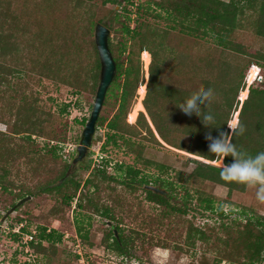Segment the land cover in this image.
I'll return each mask as SVG.
<instances>
[{"label":"trees","instance_id":"16d2710c","mask_svg":"<svg viewBox=\"0 0 264 264\" xmlns=\"http://www.w3.org/2000/svg\"><path fill=\"white\" fill-rule=\"evenodd\" d=\"M20 1L0 0V123L11 127L10 131L0 130L2 200L8 201L11 187L19 181L17 200L24 202L28 195L45 193L54 201L49 211L54 217H61L76 201V211L88 218L96 214L112 223L102 241L125 256H132L133 248L141 243L174 247L192 257L199 253L197 264H263L264 214L248 208L226 212L222 206L225 201L222 203V199L202 188V184L210 182L232 193L244 192L248 186L221 179V160L209 153L205 140L209 129L199 117L189 120L176 105L193 93L213 89L215 100L205 110L215 117L219 128L211 129L215 137L219 132L230 133L228 122L242 100L235 122L238 120L237 125H243L245 131L230 139L248 155L264 151V87H254L251 81L248 85V74L245 77L249 67H257L258 76L264 69V0ZM26 2L33 4L32 14H28ZM15 3L23 13L11 10L17 6ZM107 4L121 6L119 11L112 10L109 24L122 37L108 38L116 71L103 104L114 96L117 107L111 118L99 116L96 129H108L102 153L108 152L110 144L121 147L122 141L135 156L132 164L116 162V173H111L112 160L105 157L82 182L72 172L78 148L63 155L66 124L62 128L56 126L38 86L43 79H49L70 87L75 95L97 92L101 59L96 31L99 24L105 25L98 17V7L105 8ZM93 31L94 38H90ZM174 31L193 40L196 51L181 52L170 46L168 40ZM243 33L258 37L260 46L254 48L240 41ZM144 51L145 56L149 53L151 57L146 93L138 102L144 111L131 124L126 118L144 80ZM167 68L179 76L190 74L200 85L185 88L168 83L163 77ZM244 86L249 87L248 93ZM239 93L241 97L237 99ZM66 106L62 114L70 112V105ZM88 120L81 122L86 126ZM131 138L146 139L163 148L166 144L201 159H191L195 166L190 172L176 170L166 163L146 159L142 155L145 144ZM40 142L43 145L38 147ZM230 161V157L224 159L225 164ZM152 168L158 171L156 176L144 171ZM146 185L164 192H155ZM127 193L134 196L135 204L126 199ZM141 200L152 204L149 211L142 207ZM18 203L10 201L5 208L10 206L16 211L25 204ZM195 212L216 214L219 223L198 225L190 217ZM6 218L11 219L12 225L13 220L21 222L11 214ZM126 218L132 224L127 225L128 231ZM76 222L78 235L87 240L88 232H82L84 226L78 216ZM165 222L171 224L172 239L160 236ZM18 228L13 229L12 235L27 247V257L46 254L48 249L41 241H48L55 250L57 241L63 238L57 229L48 231L43 227L36 241L35 231L23 225ZM26 234L33 239L25 241Z\"/></svg>","mask_w":264,"mask_h":264},{"label":"rangeland","instance_id":"374dc122","mask_svg":"<svg viewBox=\"0 0 264 264\" xmlns=\"http://www.w3.org/2000/svg\"><path fill=\"white\" fill-rule=\"evenodd\" d=\"M20 2L24 1L21 0ZM26 4L28 3L26 2L25 5ZM15 5L17 6L11 8V10L16 13H23V10L20 8L21 6H18V3H15ZM32 5L33 4H31L30 6L28 4L27 6L30 9L27 10L28 14H32L34 10ZM112 10H121L120 4H107L105 8L101 9H99L98 7V17H101L104 24L110 29V37H112L113 39H117L116 37H122L121 33L118 34L117 30H113L109 27L110 20L113 17ZM98 17L95 19H98ZM115 25L116 27H119L118 23H115ZM92 33L93 34H90V38H94L95 31H93ZM90 38L88 37V39ZM240 41H242L243 43H247L254 48L259 47L261 44V40H259V38L254 36L252 33H247L246 35L243 33ZM168 44L181 52L196 51L193 40L181 35L178 31H174L171 34L168 40ZM144 54L145 51L143 52L141 58L144 71V80L140 85V87L143 86L141 89L142 91L138 92L139 89L137 90L131 109L126 118V121L131 124L136 122L139 112L144 111L139 109L138 102L143 101L146 93V84L149 77L148 67L151 60L150 54H148V56H145ZM172 72L173 71L167 68L165 69L163 74L164 79H166V81L172 85L185 88H197L200 85V82L196 79H192L190 74L179 76ZM256 74H258L257 67H249L246 70L245 75V77L247 76L248 78L247 83L249 84V81H251L252 83H254V87H264V69H262L260 76H258L257 82H254ZM258 81H262V83ZM38 88L41 90L40 95L43 104L46 106L45 108L53 113L52 119L55 120L56 126L58 128H62V126L66 124L65 133L67 142L64 144L65 152L63 153V155H68V153L66 152H70L75 147L78 148L80 145L82 132L85 128L81 121L85 118L90 117L96 98V92H88L75 95L70 87L56 84L49 79H43L41 86H38ZM143 89H145L144 94ZM248 89L249 88L244 86V90L247 91V93ZM240 97L241 93L238 94L237 99H240ZM114 98L115 97L113 96V98H110L108 100L106 105H103L100 116H104L109 119L115 113L117 103ZM242 102V100H239V107L237 108L238 110L240 109ZM71 103L75 104L73 105ZM66 104L70 105V112H68L67 114H62V109H65L67 107ZM237 109L233 112V115L228 122V126L232 124L233 120L235 121V116L238 112ZM237 123L238 120L236 121V124ZM0 130L10 131L11 127L0 123ZM107 131L108 129L106 126L97 127L92 137V145L89 147L83 161L80 164L72 162V172H76L77 179H81L82 182L88 177L90 170L99 163V160H101L99 155L112 160V165L110 167L111 173H116V169L114 168V164L116 162L119 161L126 164H132L134 161L135 153L129 152L126 147H124L122 141H120L121 147H115L113 146V144H110L108 147V152L102 153L101 147L103 141L105 140ZM125 135L130 137L129 134ZM131 139L145 144V149L142 155L146 159L149 158L160 163H166L168 165H171L176 170H184L186 172H190L195 166L194 161L191 159H201L200 157L193 154L170 148L169 146H166V144L164 145L166 148H163L161 145L154 144L152 141L150 142L146 139ZM42 145L43 143L40 142L38 147ZM75 157H77V153ZM89 163L90 167L87 168L86 166L89 165ZM144 171L155 176L156 174H158V171L154 168L150 169L149 172H147V170ZM15 183L16 185L11 187L12 192L8 194L10 198L7 202L5 200H2L5 198L4 196L0 197V199L2 200V203L0 204V264H29L27 259H30L31 264H38L37 261H39L40 264H189L191 261L197 264L198 260L200 259L199 253L192 257L186 252L175 249L174 247L166 248L156 245H141V243H137L136 248H133L132 256L122 255L114 249L106 247L105 243L102 241L106 231L113 227L112 224L109 223L110 221L106 223L107 220L105 218L96 214H91V217L88 218L87 215H84V213L76 211V201L73 202L70 208L66 209L65 213L61 217H54L50 215L49 211L53 206L54 201L49 195L45 193L36 194L34 196L28 195L27 197L30 198H24V202L22 203L25 204L16 211L15 208H10V206H8L7 209L5 207L10 203V201L19 202V200H17V194L19 193L20 190L18 189L21 186L19 184V181H16ZM202 188L208 194L216 195L217 197L222 199V203L225 201L222 206L226 212H228L229 210L242 211L244 208H248L253 209V212L255 213L264 214V204L259 203L255 198V187H247V190L244 192L234 191L232 193H229L228 189L224 186L206 182L202 184ZM104 196H106V194H104ZM125 197L126 199H128V201L134 203V196H131L127 193ZM141 198L143 197L141 196ZM141 201L142 207L149 211L152 204H149L145 200ZM8 214H11V216L15 219H21V222L13 220V223L15 224L12 225L11 219L6 218ZM77 216L80 224L84 226L82 232H88L87 240L81 239V237L77 233ZM190 217L198 225H204L205 223L213 225L219 223L218 220H216V214H199L195 212L194 214H190ZM125 224V229L126 231H128V226L132 225L130 224V218H126ZM165 224L166 226L160 233V236L169 237V239H172V232L170 229L171 224H169L168 222H165ZM20 225H23V227L27 228L29 231H35L36 241H38V234L43 227H46L48 231H50L51 229H57L58 232L63 234V238L60 241H57L55 250L51 246H49L48 241H41L42 244L45 245V247H47L48 249L46 254L27 257V247H24L22 244L17 242L12 235L13 229H18Z\"/></svg>","mask_w":264,"mask_h":264},{"label":"clouds","instance_id":"9594fccd","mask_svg":"<svg viewBox=\"0 0 264 264\" xmlns=\"http://www.w3.org/2000/svg\"><path fill=\"white\" fill-rule=\"evenodd\" d=\"M215 100L214 90L211 88L193 93L186 97L181 103L176 105L189 120L199 117L201 123L209 132L205 135L208 141L209 153L221 160L220 177L226 182H235L248 187H255L256 200L264 204V151L255 155H248L232 143V135H242L245 131L243 125H237L234 121L228 126L230 133L219 132L218 136L211 135V129L215 126V117L210 111L205 109ZM230 157L231 161L227 164L224 159Z\"/></svg>","mask_w":264,"mask_h":264},{"label":"water","instance_id":"95a60500","mask_svg":"<svg viewBox=\"0 0 264 264\" xmlns=\"http://www.w3.org/2000/svg\"><path fill=\"white\" fill-rule=\"evenodd\" d=\"M110 35L111 31L107 26L103 24H99L97 26L96 42L101 59V79L96 92L93 109L91 111L89 120L87 121L86 126L82 132L81 142L78 147V156L74 159V163L83 160L89 147L92 145V137L96 130V123L104 104L106 92L114 79L116 64L108 48V38L110 37ZM146 187L154 190L155 192H164L162 189L154 185H146ZM20 203H22V201H19L18 204ZM109 223L112 224L111 222Z\"/></svg>","mask_w":264,"mask_h":264},{"label":"built area","instance_id":"2783aa9c","mask_svg":"<svg viewBox=\"0 0 264 264\" xmlns=\"http://www.w3.org/2000/svg\"><path fill=\"white\" fill-rule=\"evenodd\" d=\"M260 76V75H259ZM256 77L258 78V74H256ZM250 84V83H249ZM248 84V85H249ZM141 87H143V86H141ZM141 87H139L138 89L140 90V88ZM249 88V87H248ZM139 90H138V92H139ZM145 90V89H144ZM145 93V92H144ZM99 157L101 158V160H99L98 162L99 163H101V161H102V159L104 158V157H102L101 155H99ZM98 163V164H99ZM22 225H20L19 227H21ZM17 230H19V228L17 229ZM24 239H25V241H29V240H32L33 239V236L31 235V234H26L25 235V237H24Z\"/></svg>","mask_w":264,"mask_h":264},{"label":"crops","instance_id":"0c3cea01","mask_svg":"<svg viewBox=\"0 0 264 264\" xmlns=\"http://www.w3.org/2000/svg\"><path fill=\"white\" fill-rule=\"evenodd\" d=\"M147 52V51H146ZM148 53V52H147ZM149 54V53H148ZM151 58V57H150ZM148 119H149V121H150V123H151V120H150V118L148 117ZM151 125H152V127H153V129L155 130V128H154V126H153V124L151 123ZM155 132H156V130H155ZM156 134H157V132H156ZM158 135V134H157Z\"/></svg>","mask_w":264,"mask_h":264}]
</instances>
